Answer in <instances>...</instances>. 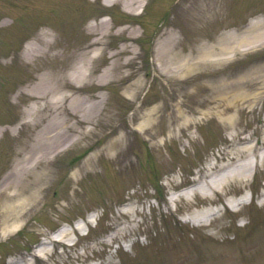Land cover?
<instances>
[{
  "label": "rangeland",
  "instance_id": "1",
  "mask_svg": "<svg viewBox=\"0 0 264 264\" xmlns=\"http://www.w3.org/2000/svg\"><path fill=\"white\" fill-rule=\"evenodd\" d=\"M169 3L172 4V0H148L144 8L142 6L130 10L124 6L122 0H0V76L5 80L11 77L20 81L14 89L11 88L14 83L5 86V89L11 88L12 91L9 99L8 93L6 96V93L3 94L0 90V126L10 123L11 113L14 117L17 112L18 119L20 110L31 104L24 90H31L40 77L49 72L51 66L72 65V59L64 46H69L70 50L81 49L92 42L95 36L89 26L101 20L107 21V31L109 33L110 30L111 33L106 40L104 39L109 49L104 55L98 51L102 56L97 54L95 63L97 71L89 86L99 87L97 85L101 84L102 70L108 66L114 74L113 65L117 60L122 64L121 71L131 73L127 81L113 80L104 89L94 88L95 96L98 98L96 101L99 100L100 93L106 97V102L100 104L101 108L96 118H102L107 113L119 117L112 125L102 120L105 125L100 123L96 128L100 130L103 126V131H107L112 126H117V130L113 134L99 138L97 142L91 138L78 143L72 142V146L66 152L51 159V166L48 169L53 174L52 182L47 183L48 188L43 192L36 208L19 221L13 232L0 237V262H4L7 258L11 259L14 255L24 256L25 251L36 249L38 243L34 244V242L49 236V231L53 227L65 222L73 227L79 226L74 233L77 238L76 247L67 245L47 247L53 253L35 261L30 260V264H129L132 260L141 262L148 259L172 261L169 264H257L256 260L264 255L259 249L249 252L247 256L240 254L245 247L242 245L247 244L254 236L253 229L258 224L264 225V204H262L264 163H259L253 182L249 178L245 185L236 182L234 187L235 193L243 191L244 187L255 190L253 197H257V201L261 198L258 201L259 205L254 202L257 205L255 210L250 211L249 206L253 204L244 206L236 213L224 207L225 212L221 209L219 214L208 222L210 225L198 226L199 228L187 223L189 216L180 215L179 222L182 226L178 227L172 221L180 213L188 211L192 215L198 211L193 210L194 207H189V203L185 200L178 202V210H174V206L168 203V199L173 197V186L178 185L179 182L187 184L198 178L200 174L206 173L205 170L214 160L224 158L223 163H226L231 151L239 145L236 139H233L237 134L241 137L255 138L263 135L264 109L262 108L260 112V105L253 110L245 107L237 113L236 121L228 126L214 116L199 119L194 108H191L194 103L186 101L184 107L182 106L183 116L172 125L176 126L192 116L195 120L191 125H182L179 130H171L169 120L164 116L157 124V133L145 130L140 132L135 129L141 120L134 119L130 111L136 108L143 98H145L143 104L148 105L149 108L160 101L168 102L180 98V89L185 87V82L182 81L180 89L166 88L160 79L163 74L159 70L156 56L155 68L152 62L150 64L147 61L148 55L150 54L151 58L160 39L169 33L168 31L164 34L163 29L157 34V31L162 29L159 27L160 20L163 22L165 20L163 12L158 13V8L165 10ZM186 3L188 1L184 0L181 5ZM160 4L162 8L159 7ZM199 5L198 10L197 8L192 10L191 19L186 22V25H189V34L186 36L195 50L194 56L199 51H204L210 44L216 43H213V35L225 26L224 21L218 20L223 19L226 13L230 20L241 22L242 29L258 17H264V15H256L264 13V0H201ZM222 9V14L218 16ZM106 10L110 17L103 16ZM117 11L131 19L125 17L126 20L118 16ZM171 23L178 30L185 31V22L181 19L175 18ZM206 25L213 27L209 29L205 27ZM45 27L51 28L52 31ZM174 33L179 38L183 37L178 31ZM39 38L54 39L60 49L46 53L39 46L41 45ZM200 43L203 46L199 47ZM123 46L127 47L128 52L114 59L111 53ZM243 48L246 50L235 56L232 54L233 58H227L221 67L236 66L241 72L247 71L253 64L258 63L255 59L259 54L264 55V40L256 43L252 48ZM132 50L139 53V58L135 63L127 64L133 55ZM140 63L142 68L136 72V66ZM213 65L216 64L211 63V66ZM259 68L260 66L257 67ZM153 77L155 79L152 81ZM135 80H143L144 86L137 101H131L123 90L126 84ZM1 83L4 85L5 82ZM149 86L153 87V91L148 93ZM20 89L26 93L25 98L21 100L18 95ZM8 100L14 102L16 108L12 107ZM45 122L44 119L35 126L25 124L20 133L19 130H11L9 127L5 130L0 129V139L3 138L1 132L5 133L0 143V182L12 170L15 171L19 167L21 155L24 154L23 148L28 145L23 142L24 134H36ZM94 124L81 121L83 128H90ZM257 131H261L260 134ZM116 136L126 137L124 148L120 153L124 154L125 148L128 150L129 154L125 161L122 158L120 160V156L115 158L101 150L111 138ZM5 137L8 140L5 141ZM70 137L74 138V134ZM94 150H96V156L93 158L95 168L86 170L83 168L77 178L72 177V169L80 165ZM158 180L160 183L157 182ZM163 194H165L164 199L161 197ZM222 197L218 195L217 199L221 200ZM123 201H129L140 213V217H135L140 227H135L133 224H128L125 219H121L122 225L134 226L131 228L133 233L130 237L118 238L116 241H109L107 236L101 239L99 236L116 224V218L120 216L119 210L129 207L119 208L118 205ZM197 201L210 202L209 199L199 196ZM95 211L97 214H93ZM151 212L155 218L150 215ZM234 214H243L245 222L250 223L242 226L244 221H241V226H236ZM87 215L91 216L88 221L85 220ZM130 216L133 218V214ZM80 218L85 224L79 221ZM157 219L159 222L155 221ZM95 221L98 222L97 226L92 228ZM86 227L91 232L84 236ZM137 227L138 229L135 230ZM144 232L147 238L138 235ZM93 238L96 240L92 245L90 240ZM73 239L75 240V236ZM134 241L138 244L130 247V243ZM130 248L135 251L131 253ZM250 248L245 247L244 251ZM132 254L135 256L133 257ZM240 257H246L247 261L241 262Z\"/></svg>",
  "mask_w": 264,
  "mask_h": 264
},
{
  "label": "bare ground",
  "instance_id": "2",
  "mask_svg": "<svg viewBox=\"0 0 264 264\" xmlns=\"http://www.w3.org/2000/svg\"><path fill=\"white\" fill-rule=\"evenodd\" d=\"M144 0H123L127 9L140 7ZM90 31L95 36L94 40L85 45L81 49L73 48L65 45L64 48L72 59V65L51 66L48 73L40 77L33 88L27 91L32 104L27 106L22 117L28 120L29 124L48 119L46 124L30 138L29 146L25 149V154L20 158V165L15 171L10 172L0 184V237L13 232L19 221L30 214V211L36 208L40 203L43 192L48 188V182H52V171L48 169L50 159L56 153L62 151L64 143L68 144L82 142L91 138L96 142L99 138L113 134L117 128L103 131L96 128L102 120H106L108 125H112L118 120L113 113H107L102 118H96L100 104L106 102V97L101 96L96 101L95 96L87 89L89 83L96 72L97 53L103 52L104 39L107 36L108 23L99 21L89 26ZM249 34V35H248ZM41 40V49L46 53H52L56 49H60L54 39ZM264 40V19H256L250 23L246 30V34L229 33L221 39V43L215 48H207L199 53L198 58L192 60L193 57H186L178 51V39L171 32L168 33L159 43L156 58L159 62V69L164 74V80L169 87H178L182 81L185 87L181 90V97L174 98L168 102H164L160 106H154L150 110L143 113L142 109H138L134 115V119H139V131H152L157 133V124L162 116H166L169 120V129H181L182 125H191L193 118L185 119L173 126V122L179 120L183 116L182 105L186 101L194 104L191 108L198 111L200 116H216L226 125H231L237 119V113L244 107L253 108L264 98V74L251 77L246 83L227 82L224 78L221 81H206L205 62L221 64L227 57L238 48L243 46H251L259 41ZM40 43V42H39ZM100 47V48H99ZM127 48L123 47L117 54L126 53ZM137 54L135 53L131 61H135ZM74 62V64H73ZM68 71V72H67ZM67 72V73H66ZM111 68H106L100 75V82L113 80L125 81L129 75L121 74V64L119 61L114 62V74ZM142 84L139 80H135L125 85L124 90L128 93L129 99L137 98L141 91ZM76 118V124L81 121L86 123H95L90 128L80 126L77 132H69L68 128H74V125L68 126L67 121ZM68 134H74L71 138ZM126 137L116 136L111 138L101 149L107 155L117 157L120 156L125 161L127 159V149L124 154H120L124 148ZM67 144V145H68ZM264 145V137L260 142ZM256 146L247 144L235 149L228 158L226 166H218L216 164L209 167V173L206 175L208 179L204 180L200 186L192 188L190 191L179 194L174 200L186 198L190 201L195 195L205 196L215 200L217 193L227 194V186L233 181L246 182L249 172L252 168L257 167L256 160L253 162L251 157H256ZM96 152L90 154L83 162L82 166L73 171L72 175L77 178L83 168H95L93 158ZM230 166L229 170L220 173L225 167ZM239 204V203H238ZM232 204L231 207L238 205ZM137 213L134 208H130L123 212L126 214ZM214 210L205 212L207 217L212 216ZM119 221V220H118ZM134 221V219H132ZM119 224L117 225V227ZM126 228H119V231L112 238L118 235L123 236ZM60 237L67 235V232L61 231ZM60 239V238H59ZM57 239V240H59ZM47 249H40L36 254H48Z\"/></svg>",
  "mask_w": 264,
  "mask_h": 264
}]
</instances>
